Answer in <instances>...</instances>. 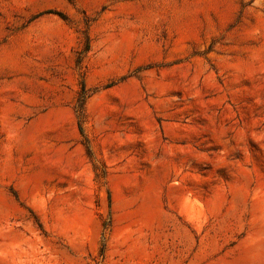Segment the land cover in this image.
Here are the masks:
<instances>
[{"label":"rangeland","instance_id":"1","mask_svg":"<svg viewBox=\"0 0 264 264\" xmlns=\"http://www.w3.org/2000/svg\"><path fill=\"white\" fill-rule=\"evenodd\" d=\"M0 264H264V0H0Z\"/></svg>","mask_w":264,"mask_h":264}]
</instances>
